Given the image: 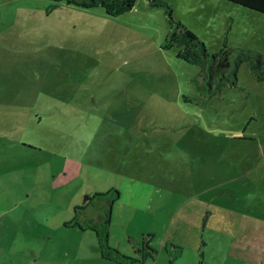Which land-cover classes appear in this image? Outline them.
<instances>
[{
	"label": "rangeland",
	"instance_id": "374dc122",
	"mask_svg": "<svg viewBox=\"0 0 264 264\" xmlns=\"http://www.w3.org/2000/svg\"><path fill=\"white\" fill-rule=\"evenodd\" d=\"M162 1L0 0V264H264V81L243 63L209 96L165 42L171 5L209 51L264 54V14ZM111 188L108 244L130 262L82 227Z\"/></svg>",
	"mask_w": 264,
	"mask_h": 264
},
{
	"label": "trees",
	"instance_id": "16d2710c",
	"mask_svg": "<svg viewBox=\"0 0 264 264\" xmlns=\"http://www.w3.org/2000/svg\"><path fill=\"white\" fill-rule=\"evenodd\" d=\"M68 4H75L80 7L103 6L109 14H120L130 10L137 0H64ZM152 5H164L162 0H149ZM244 7L264 14V0H229ZM57 7L54 5L53 8ZM52 8V10H53ZM167 15L169 18V31L165 42L168 47L177 46V56L200 66L199 74L202 76V86L211 96L219 92L225 86H234L237 83V72L240 66L245 63L252 76L264 81V54L260 51L230 46L224 43L218 50L209 51L197 35L186 27L179 19L173 15V8L167 5ZM120 196L118 189L111 188L105 192H98L93 196L107 199L108 205L103 212H98L94 216L85 217L82 220V227L90 228L97 234L100 245L105 250V254L118 261L130 262L135 259L132 255H125L117 248L108 244L109 225L111 207L114 201ZM87 206H79L75 209L77 219ZM142 254L147 255L153 249L144 243ZM148 248V250H146ZM150 250V251H149ZM139 251V250H138ZM148 252V253H147ZM153 252V251H152ZM104 254V255H105Z\"/></svg>",
	"mask_w": 264,
	"mask_h": 264
},
{
	"label": "crops",
	"instance_id": "0c3cea01",
	"mask_svg": "<svg viewBox=\"0 0 264 264\" xmlns=\"http://www.w3.org/2000/svg\"><path fill=\"white\" fill-rule=\"evenodd\" d=\"M119 198H120V197H119ZM119 198H118V199H119ZM118 199H117V200H118ZM117 200H116V201H117ZM129 255H131V254H129ZM135 256H137V255H135Z\"/></svg>",
	"mask_w": 264,
	"mask_h": 264
}]
</instances>
